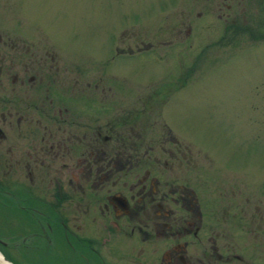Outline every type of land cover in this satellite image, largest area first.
I'll return each instance as SVG.
<instances>
[{
	"label": "flooded vegetation",
	"instance_id": "obj_1",
	"mask_svg": "<svg viewBox=\"0 0 264 264\" xmlns=\"http://www.w3.org/2000/svg\"><path fill=\"white\" fill-rule=\"evenodd\" d=\"M197 1V17L216 11L234 22L240 0ZM249 10L264 37V0ZM64 34L0 30L5 256L14 264H264L251 250L253 231H262L251 223L249 181L224 162L223 171L204 165L203 148L187 140L180 92L197 65L186 64L187 34L152 41L109 32L98 64ZM159 54L166 67L149 62Z\"/></svg>",
	"mask_w": 264,
	"mask_h": 264
},
{
	"label": "rangeland",
	"instance_id": "obj_2",
	"mask_svg": "<svg viewBox=\"0 0 264 264\" xmlns=\"http://www.w3.org/2000/svg\"><path fill=\"white\" fill-rule=\"evenodd\" d=\"M249 5L251 0H240L230 22L217 19L216 11L197 17V0H0V30L70 33L76 48L90 47L93 64L102 60L101 37L109 32H138L141 39L152 41L186 33V64H197L180 92L186 94L182 111L187 140L203 148L204 165L210 159L223 171L224 162L231 166L230 176L249 181L251 223L262 231H253L251 250L264 254V37ZM240 7L247 8L245 23ZM164 59L160 55L149 62L162 68L168 61ZM152 78L157 85L158 75ZM6 233L0 214V237ZM4 251L0 244V253Z\"/></svg>",
	"mask_w": 264,
	"mask_h": 264
},
{
	"label": "bare ground",
	"instance_id": "obj_3",
	"mask_svg": "<svg viewBox=\"0 0 264 264\" xmlns=\"http://www.w3.org/2000/svg\"><path fill=\"white\" fill-rule=\"evenodd\" d=\"M0 264H10L9 262L3 260V258L0 255Z\"/></svg>",
	"mask_w": 264,
	"mask_h": 264
},
{
	"label": "water",
	"instance_id": "obj_4",
	"mask_svg": "<svg viewBox=\"0 0 264 264\" xmlns=\"http://www.w3.org/2000/svg\"><path fill=\"white\" fill-rule=\"evenodd\" d=\"M2 257V256H1ZM3 258V257H2ZM3 260H5L4 258H3ZM6 261V260H5Z\"/></svg>",
	"mask_w": 264,
	"mask_h": 264
},
{
	"label": "trees",
	"instance_id": "obj_5",
	"mask_svg": "<svg viewBox=\"0 0 264 264\" xmlns=\"http://www.w3.org/2000/svg\"><path fill=\"white\" fill-rule=\"evenodd\" d=\"M5 256V254H3ZM6 257V256H5Z\"/></svg>",
	"mask_w": 264,
	"mask_h": 264
}]
</instances>
